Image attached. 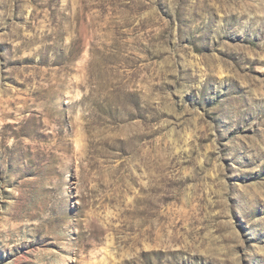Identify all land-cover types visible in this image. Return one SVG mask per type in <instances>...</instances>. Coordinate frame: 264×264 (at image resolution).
Listing matches in <instances>:
<instances>
[{
	"label": "rangeland",
	"instance_id": "374dc122",
	"mask_svg": "<svg viewBox=\"0 0 264 264\" xmlns=\"http://www.w3.org/2000/svg\"><path fill=\"white\" fill-rule=\"evenodd\" d=\"M0 264H264V0H0Z\"/></svg>",
	"mask_w": 264,
	"mask_h": 264
}]
</instances>
